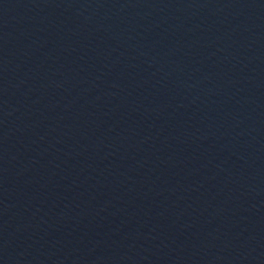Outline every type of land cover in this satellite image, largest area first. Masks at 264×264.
<instances>
[{
  "label": "water",
  "instance_id": "1",
  "mask_svg": "<svg viewBox=\"0 0 264 264\" xmlns=\"http://www.w3.org/2000/svg\"><path fill=\"white\" fill-rule=\"evenodd\" d=\"M0 264H264V0H0Z\"/></svg>",
  "mask_w": 264,
  "mask_h": 264
}]
</instances>
